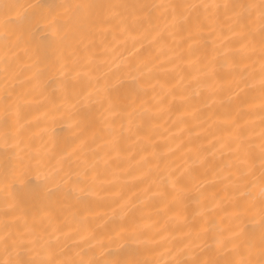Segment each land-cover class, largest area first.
Listing matches in <instances>:
<instances>
[{
  "label": "bare ground",
  "instance_id": "6f19581e",
  "mask_svg": "<svg viewBox=\"0 0 264 264\" xmlns=\"http://www.w3.org/2000/svg\"><path fill=\"white\" fill-rule=\"evenodd\" d=\"M19 2L34 3L35 0ZM56 2L72 5L119 4L125 0ZM127 2L160 4L176 0ZM115 25L116 21H112L101 31L91 28L85 19L82 27L70 34L68 46L63 53H49L40 65L42 74L39 80L34 81L36 90L29 96V104L14 129L18 130V138L27 145L25 151L39 161V179L37 172L32 171L27 177V187L20 181L15 186H10L9 190L21 201L24 212L19 222L9 218L8 231L15 233L22 230L20 226L24 217L31 221L37 208L54 202L65 209L58 213V223L61 226L67 221L72 227H76L72 222V213L80 211L87 216L89 225L98 222L95 214L99 213L107 226L113 227L121 221L119 209L113 202L116 200L114 193L123 190L132 195L135 202L129 217H135L144 227L145 235L153 241L143 255L137 254L138 258L165 262L172 258L168 252L170 248L173 251L177 248L182 250L180 258L186 261L214 256L213 240L201 238L194 244H188L181 235L186 229L181 228L174 212L161 211L158 199L152 198L144 189L152 181L165 183L167 171L180 166L187 170V183H192L193 173H201L198 185L193 187L192 199L188 202L189 219L197 208L198 199H211L214 195L220 199L225 196L224 185L216 171L223 167L228 154L225 152L221 156L219 151L212 154L208 143L213 139L210 133L227 137L234 130L231 120L235 119L247 130L246 135L251 137L253 153H259L262 115L259 79L255 81L254 88H246L242 82V78L246 79L248 76V72L244 71L245 67H248L249 72L259 73L258 55L248 58L236 53L234 67L224 66L223 58L216 57L212 49L211 37L207 38L206 45L192 44L189 48L191 41L181 39L180 35L175 39L165 36L152 42L150 38L121 33ZM177 56L182 59L177 60ZM205 70L211 74L210 78L203 75ZM23 74L31 73L25 71ZM132 77L142 81L143 87H138ZM5 79L4 72L0 70V108L6 95ZM61 82H67L66 90L59 87ZM185 91L192 93L189 105L179 99ZM74 122L79 124V129ZM121 125L124 129L131 128V131L121 134ZM4 131L0 126V137ZM81 131L88 138L89 154L96 160L100 172L96 182L99 195L89 197L87 205L77 199L78 194L67 196L65 185V172L68 171L65 154L77 147L79 141H73ZM93 133H96L95 143L92 142ZM117 140L118 153L110 151ZM198 154L206 155L215 168L204 172L195 162ZM61 157L65 159L63 171L59 170L60 165L57 163ZM158 157L161 160L159 167L156 166ZM72 159L75 161L76 157ZM105 161L108 163L105 164ZM15 163L16 157L11 152L5 158L0 139V182L3 181L5 170H11ZM2 187L0 183V236L5 231ZM86 206L90 208L89 212L83 211ZM208 219L221 228L228 227V217L223 211L213 212ZM258 219L257 216L256 221ZM46 225L45 220L38 227L42 230ZM245 226L249 231L255 227L258 240L256 222L245 221ZM63 240L61 236V241ZM98 241L108 244L103 231L98 230L96 239L89 243L95 247ZM66 243L70 244L71 241ZM185 244H188L187 248ZM8 245L6 248L5 243L0 240V264L10 260L27 262L38 258L34 251L29 250L31 246L13 247L11 239ZM108 247L112 251L116 250L114 244Z\"/></svg>",
  "mask_w": 264,
  "mask_h": 264
},
{
  "label": "snow or ice",
  "instance_id": "6c2138e0",
  "mask_svg": "<svg viewBox=\"0 0 264 264\" xmlns=\"http://www.w3.org/2000/svg\"><path fill=\"white\" fill-rule=\"evenodd\" d=\"M85 19L91 28L101 31L112 21H116L115 26L121 33L150 38L152 42H157L165 36L175 39L180 35L181 39L191 41L189 48L192 44L206 45L207 38L211 37L212 49L216 57L223 58L224 66L234 67L236 53L248 58L258 55L259 73L249 72L248 67H245L244 71L248 72V76L246 79L242 78V82L246 88H254L255 81L259 79L262 112L259 153H253L251 137L246 135L247 130L235 119L231 120L234 130L227 137L210 133L213 139L208 143L212 154L216 151H219L221 156H224L225 152L228 154L223 167L216 171L224 185L225 196L220 199L215 195L211 199H198L197 208L189 219L188 202L192 199L193 187L199 183L200 172L193 173L192 183H187V170L175 166L167 171L165 183L152 181L149 187L144 189L145 193L158 199L161 211L174 212L181 228L186 229L181 235L188 244H194L201 238L213 240L214 256L186 261L180 258L183 255L182 250L177 248L173 251L170 248L168 252L172 258L165 262L159 259L138 258L137 254L143 255L153 241L145 235L140 222L135 217H129L135 202L132 195L123 190L114 193L116 200L113 202L119 209L121 221L113 227L109 228L99 213L95 214L98 222L89 225L87 216L82 215L80 211L72 213V222L76 227H72L67 221L61 226L58 223V213L65 209L58 202H54L37 208L31 221L24 217L20 226L22 230L15 233L8 231L9 218L19 222L24 212L21 201L9 190L10 186H15L17 181H20L27 187V177L32 171L37 172L39 179V161L25 151L27 145L18 138L15 126L19 124L22 113L29 104V96L36 90L34 81L41 77L40 65L49 53H63L68 46L70 34L77 32ZM0 30V70L6 78V95L0 108V126L5 131L0 139L5 158L9 152L16 157L15 166L11 170H5L3 181L0 182L3 185L5 217V231L0 240L5 243L6 248L10 239L12 246L16 248L31 246L29 250L34 251L38 257L27 262L10 260L4 264H264V0H176L160 4L125 0L119 4L75 5L58 3L56 0H35L34 3L0 0ZM176 59L182 57L177 56ZM137 69L139 70V65ZM25 71L31 74L24 75ZM203 75L209 78L211 76L206 70ZM132 80L138 87H143V82L136 77H132ZM59 87L66 90L67 82H61ZM179 99L189 105L192 93L185 91ZM74 123L79 129V124ZM121 129V134L131 131V128L124 129L123 125ZM95 138L96 133H93V143ZM76 140L79 141L77 147L65 154L68 163V171L65 172L66 194H78L77 199L87 205L89 197L99 195L96 182L100 172L96 160L89 154V141L82 131L74 137L73 142ZM110 151L119 152L118 140L112 144ZM204 151L207 152V149ZM72 157H76L75 161ZM195 162L204 172L215 168L206 155L198 154ZM57 163L60 165L59 170L63 171L64 157ZM107 163L108 161H105V164ZM160 163L158 157L156 166L159 167ZM83 211L89 212L90 208L86 206ZM113 211L115 214V209ZM216 211L226 213L229 221L227 228H221L208 219ZM45 220L47 225L42 230L39 229L38 225L43 224ZM245 221L256 222L259 230L258 240L255 227L249 231ZM205 224L210 226L205 227ZM98 230L103 231L108 244L98 241L93 247L89 242L96 239ZM68 241L71 243H66ZM183 242L182 240L181 243ZM111 244L116 245L115 251L109 249L108 245ZM188 244H185V248Z\"/></svg>",
  "mask_w": 264,
  "mask_h": 264
}]
</instances>
